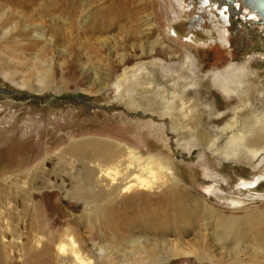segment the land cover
Here are the masks:
<instances>
[{
    "label": "rangeland",
    "instance_id": "374dc122",
    "mask_svg": "<svg viewBox=\"0 0 264 264\" xmlns=\"http://www.w3.org/2000/svg\"><path fill=\"white\" fill-rule=\"evenodd\" d=\"M201 1L0 0V258L31 264L15 227L36 223L57 236L75 228L94 264H125L126 252L145 264H264L262 25L227 12L223 32V7L209 12ZM124 7L126 33L107 29ZM195 20L201 27L192 30ZM147 76L158 94L145 92ZM224 79L232 96L245 90L240 101L217 90ZM181 96L213 99L225 116L199 114L182 128L171 118L180 109H167ZM258 129L255 141L232 140ZM103 142L152 155L154 166L172 171L185 229L146 225L145 191L98 205L86 196L87 160L77 146ZM120 212L134 222L123 236L109 228Z\"/></svg>",
    "mask_w": 264,
    "mask_h": 264
},
{
    "label": "bare ground",
    "instance_id": "6f19581e",
    "mask_svg": "<svg viewBox=\"0 0 264 264\" xmlns=\"http://www.w3.org/2000/svg\"><path fill=\"white\" fill-rule=\"evenodd\" d=\"M7 1L14 2L17 5L23 3V0H7ZM173 1L178 6H182L184 3V0H173ZM235 1L239 3L238 8L227 7L223 3L224 0H203L200 2V6L203 7L205 10H208L209 12L212 11L209 10L211 5L216 6L215 8H217V5L223 7L220 8V10H218L219 15L221 16L219 23L220 25H223L221 26V30L223 32H225V26H227L230 23L229 16L224 12L225 10H227V12H230L229 14L230 16L239 13L243 14L245 19L248 20L249 18L250 22L255 24L254 20L256 17L248 12V10L242 5L241 0H230L231 3ZM127 14H128V8L126 7L120 9L117 13L115 12L114 15L112 16L111 23L107 26V29L116 26L119 27L120 31L126 33V27L124 28L123 27L124 25L122 26V24L120 23L126 20L124 17H126ZM198 18L200 19V16ZM198 26L201 27L200 20H195L192 22L190 29L193 30ZM259 29L264 37V27L261 26L259 27ZM191 43H193V40L191 41ZM186 59L189 61V63L192 62V57L189 56L188 54H186ZM188 69L189 67L185 70V72H187ZM145 80H147L145 86L147 85L148 87V88L144 87L145 92L158 94L157 86L154 85L155 82H152V79L149 76L145 77ZM196 80L198 81V79ZM226 80L227 79L221 81L224 82L226 86L222 85L223 88L219 87V89H217L216 87V89L218 91H223L226 94V97H230L232 96L230 94L231 88L226 82ZM244 91L245 90L242 89L241 87H237V91L235 89L233 93L234 96L230 98H232L233 101H235L236 98L237 101H240L241 97H239L238 94L239 93L242 94ZM245 99L247 101L248 99L247 95ZM166 100L168 99L166 98ZM212 100L196 99L195 101H190V99L187 100L186 96L185 97L181 96V98L177 99L175 104L168 103L167 109L170 111L171 110L176 111L180 109V113L176 115H171V118L180 117L181 127L190 128V123L192 122V125H195V123L197 122L196 118L199 117V114L200 115L205 113L207 114L209 112L208 114L213 113L215 116L220 115L222 118L223 116H225L224 114L222 115L219 114L220 111L216 106L217 101L214 100L216 107L213 106L212 103H210V101ZM200 103L202 107L205 106V108H202L200 106ZM191 112L192 113L196 112V115H192ZM237 115H239V113ZM222 118H219L218 120L212 119L210 123L215 124L217 121H222L223 120ZM245 125H247V123ZM260 131L261 129H258L250 134L248 133V135L234 136L232 140L244 139L245 137H248L250 135L252 136L250 138H253V141H255L259 137ZM256 135H258V137ZM249 142L252 141L249 140ZM210 143L213 144L209 148V150L212 151V149L215 148L214 147L215 144L214 141L213 142L211 141ZM77 147H78L77 150L80 149L79 153L82 155V157H84L87 160L84 163V171L87 176L86 180H88L89 182L87 183L88 186L87 188H85V190L87 191L86 196L88 195L90 198H92L94 200V203L98 205L103 201L112 200V199L113 200L115 199L117 201L120 198H124L122 197L123 195L126 196V194H132L137 191H143V192L145 191L147 192V194H145L143 198L147 199V201H150L149 202L150 206L147 207V210L144 211L145 218L143 221H145L146 225H150V226L158 225L160 227L164 225H169V226L172 225L175 227H179L180 230L185 229L186 227L184 224L185 219H183V216L180 215L179 210L178 211L176 210L177 207L176 205L179 203V199L181 198L177 193V190H175V188L178 185H173V186L169 185V181L172 176V171L171 174H169L168 171L170 170L165 171L164 165L159 162H157L158 164L157 166L156 165L154 166L153 161L156 160L154 156L152 155L146 156L141 152H137V150L125 148L123 147V145L122 146L120 145L118 146L117 144L114 145V143H104V142L81 143ZM158 171L161 172L162 176L166 177L165 181H163L164 179L163 180L161 179L162 177ZM83 180L85 179L83 178ZM164 188H166V191L162 193L164 197L162 196L158 200L152 201L155 200L152 198L155 194V190L158 189L159 191V190H163ZM126 200L130 201L134 199L133 198L127 199V197H125L123 201ZM152 208L155 209L153 210ZM171 212L174 213L173 216L170 215ZM130 215L131 213H126V212L117 213V215L114 216V218H112V221L109 224V228L112 229L114 232H117L115 234H117L118 236H123L121 235V233L122 234L127 233L129 230H127L126 228L129 229L131 225L134 223L133 221L130 220H129L130 223L125 222V220L128 221V219H130ZM15 228H17V230L19 231L20 238L22 239L20 244L22 246V252H24V256H26V258H33L31 259L33 260L31 264H94L93 259L92 260L88 259L86 255V252L89 250L88 245L85 243L82 236L77 235L79 234V232L75 228H73L71 232L69 231L66 234L59 236L50 233L49 227L46 226L45 228L43 225L36 223L25 224V226L19 225L18 227ZM132 243L134 246H138L140 244V242H132ZM97 251L98 253L95 254V257H97L98 259H102L103 257H105L106 247L99 248L97 249ZM184 255L192 256V253L184 252ZM24 256L22 257L24 258ZM133 256H134L133 253L126 252L123 258V260L124 259L125 260L124 261L122 260L123 263L125 264L146 263L145 261H141L140 263H137L134 260L130 261L132 260ZM9 259L10 260H4L0 258V264H21L19 262L20 260H23L18 257L16 258L11 257Z\"/></svg>",
    "mask_w": 264,
    "mask_h": 264
},
{
    "label": "water",
    "instance_id": "95a60500",
    "mask_svg": "<svg viewBox=\"0 0 264 264\" xmlns=\"http://www.w3.org/2000/svg\"><path fill=\"white\" fill-rule=\"evenodd\" d=\"M248 12L256 17L255 24L264 27V0H241Z\"/></svg>",
    "mask_w": 264,
    "mask_h": 264
},
{
    "label": "flooded vegetation",
    "instance_id": "af4514ba",
    "mask_svg": "<svg viewBox=\"0 0 264 264\" xmlns=\"http://www.w3.org/2000/svg\"><path fill=\"white\" fill-rule=\"evenodd\" d=\"M224 2H226L225 4H226V6L227 7H229V8H233V7H231V5H228V4H232L231 2H230V0H224ZM236 3H237V5H239V3L236 1ZM226 14H227V10H225L224 11ZM229 14V13H228ZM227 14V15H228ZM229 16V15H228ZM230 17V16H229ZM260 32V31H259Z\"/></svg>",
    "mask_w": 264,
    "mask_h": 264
}]
</instances>
